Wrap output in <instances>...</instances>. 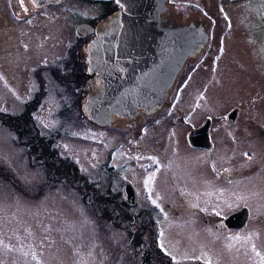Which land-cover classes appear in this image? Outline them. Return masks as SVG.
<instances>
[{"label":"rangeland","instance_id":"1","mask_svg":"<svg viewBox=\"0 0 264 264\" xmlns=\"http://www.w3.org/2000/svg\"><path fill=\"white\" fill-rule=\"evenodd\" d=\"M173 1L202 9L214 25L188 86L146 135L128 143L73 111L66 115L74 118L69 124L57 118L60 93H70L71 85L53 77L69 58L56 45L75 43L74 25L96 12L83 1L60 2L49 24L30 30L4 22L6 0H0V113L7 119L22 113L42 88L28 115L39 142L85 177L84 192L90 186L100 195L120 190L122 199V185L129 182L172 264H264V0ZM60 69L59 75L66 73ZM234 107L230 124L225 116ZM206 117L211 147L199 153L187 146L185 133ZM34 155L0 122V264H145V253L134 254L136 246L123 239L126 226L123 231L102 223L92 212L100 195L96 203L86 193L82 200L65 180L54 181ZM107 166L112 169L106 172ZM242 207L245 226L225 229L223 217Z\"/></svg>","mask_w":264,"mask_h":264},{"label":"water","instance_id":"2","mask_svg":"<svg viewBox=\"0 0 264 264\" xmlns=\"http://www.w3.org/2000/svg\"><path fill=\"white\" fill-rule=\"evenodd\" d=\"M31 1L41 6L59 0ZM111 1L117 10L85 47L86 76L89 83L97 78L99 86L92 87L81 110L95 125L123 131L124 124L134 119L151 121L170 113L177 77L187 64L203 58L213 20L197 9L186 8L185 12L181 5L168 15L166 0ZM86 27L90 28L76 26L75 33ZM237 113L238 109L232 108L225 116L226 122L233 123ZM209 125V118H205L198 127L189 129L187 144L210 148ZM123 191L124 201L133 205L131 185L125 183ZM246 220L247 209L242 207L224 217L222 225L238 230Z\"/></svg>","mask_w":264,"mask_h":264},{"label":"trees","instance_id":"3","mask_svg":"<svg viewBox=\"0 0 264 264\" xmlns=\"http://www.w3.org/2000/svg\"><path fill=\"white\" fill-rule=\"evenodd\" d=\"M72 58L73 60H67L65 62L66 64H70V68L68 69L69 72L71 71V77H73V74H75L82 67L80 65L81 62L74 60V56H72ZM59 69L60 68H57V72L59 71ZM53 75V77H55V79L60 83H69L71 85L70 93H68L67 91H65L63 94L57 92V96H59V93L60 96H62V100L60 101L61 107L57 111V118L69 124L74 119L72 117L66 116L70 113V111H73L78 116L80 114L79 100L81 98V91L83 92L84 81L82 78H78L77 81H71L67 73L65 74L67 78L64 75L59 76L54 72ZM67 79L68 81H66ZM41 94L42 88L39 90V93H37L32 98V100L25 105L23 112L20 114L14 115L7 119L4 113H0L1 124L7 125L8 129H10L14 134L17 135V137L19 138V142L26 145V147L31 152H35L34 158L37 157L39 162H42L40 164L43 165L47 169L45 170L53 176L52 178L54 179V181L59 182L60 180H65L67 185L71 189H73L81 199L86 196L84 195L86 193L88 195H91V197L93 196L94 203H96V197L98 196H96L95 194L100 195L98 188H93V186L89 185L91 188H88V190L86 189V192H84L83 187L85 184V177L77 174V170L75 167H65L59 157L50 152V150L53 151L52 148L48 146V143L45 144L42 138L39 142L35 125L32 121V118H30L28 115L36 106L39 98L41 97ZM75 119L78 122L83 123V120L81 118L75 117ZM27 131L28 133H26ZM105 169V171L107 172L112 168L110 166H107L105 167ZM1 173L2 172L0 171V174ZM13 185L14 187L18 188L20 192L23 191L21 193L25 194L23 186L16 183H13ZM107 192L109 191L106 190V192L104 191L105 194L100 195V199L98 200L99 208H97V206H94L92 208V205H90L92 212L99 214L98 220H102V223H104L105 221L109 222L112 226L119 227L121 229L126 226V229L123 228L125 231L122 229L124 231L123 239L127 240L128 244L130 243L131 245L134 244L136 246L134 248V254L139 252L143 256L145 253V264H162L163 262H165L166 264H172L171 258L167 259V256L160 248L157 238L154 236L155 231H150L147 235H145V231L138 228V225L141 222H136L135 220H133L137 217V215L133 212L128 211V209L134 210L135 207H130V205L125 204L120 197V192L117 194H112L110 192L108 194ZM88 195L85 197V199L88 197ZM132 235L135 236L132 237ZM124 252L126 253L125 249ZM130 260L134 261L131 259V255Z\"/></svg>","mask_w":264,"mask_h":264},{"label":"flooded vegetation","instance_id":"4","mask_svg":"<svg viewBox=\"0 0 264 264\" xmlns=\"http://www.w3.org/2000/svg\"><path fill=\"white\" fill-rule=\"evenodd\" d=\"M60 1L61 0H59V2ZM66 1L67 0H64L63 2L66 3ZM82 1L85 2L86 4L94 5V7H96V9H97L96 12L93 13L92 15H89L83 21H78L74 25V27L72 29V37H74V39L77 40L75 43L73 42L72 44H69L67 42V43H64V44H61V45H56L58 47V49H62L64 51H67L69 57H71L72 53H74L77 56H79L78 59L75 58L74 60H76V61L79 60L80 62L83 61V63L80 64L82 66L81 69L78 70L75 74H73V77H71V75H70L71 71L69 72V69H68V68H70L69 67L70 64L68 63L66 65H61L62 66V71L66 69V73L69 75L71 81H77L78 78H82L83 81H85V73H84L85 72V66H84V62H85L86 58H84V56H86V54H87L85 52V47L88 44V42L90 41V39L92 37H94L96 35V33H98L103 28V23H104L105 19H107L110 15H112V13L117 8L116 3H114L111 0H109V1L82 0ZM82 1L81 0H73V2H78V3H80V2L83 3ZM59 2H57L56 5L36 6V4H34L30 0H26V4L25 5H22V4H24L22 0H6V11H5V17H4L5 20H3V21L4 22H6V21L12 22V24H16L15 27H20L22 25H28L30 30H36L37 27L40 26V25H42V26L44 25L45 26V25L49 24L48 20H47L48 19L47 18L48 15H51V14H53L55 12H59L58 11V9H59L58 6L61 3H63V2H61V3H59ZM177 3H182V2H177ZM164 4H165V6L167 8V14L168 15L169 14L172 15L176 11V7L171 1L166 0ZM182 7H183L182 10H184L185 12H187L186 10L188 8H191L192 11H193V9L196 10V8L194 6H192V4L191 5H181L180 9ZM177 11H178V9H177ZM66 12L67 11H65V9H64L63 12H60L59 17L57 18V20L61 21V19L64 18ZM34 18H36V19H34ZM51 19L54 20V18H51ZM176 23H177V21H176ZM78 24H88L91 27V32H89L85 28V29L79 30L78 34H76L75 31H74L75 30L74 28ZM50 30L52 31V34L55 35V29L50 28ZM68 35H70V34H68ZM42 37H44V35L40 34V38H42ZM57 38H59V37H57ZM54 40H56V38ZM65 45H66V47L64 48ZM60 46H61V48H60ZM197 63H195L193 65L187 64L186 67L178 75L177 80H176V85H175L176 88H175V90H174V92H173V94H172V96L170 98V99H172V106L170 108V111L175 106V101H176V99L178 97V93L181 91V89L184 90L186 85L188 86L189 79L192 77V74H194L193 72H194L195 67L197 66ZM46 68H48V67H46ZM97 86H99V80L97 78H94L92 80V82L86 83V86H85L84 89L88 90V91H91L92 87L97 88ZM168 115L160 116L159 119H157V120L154 119V120H151V121L145 120V119L144 120L134 119L133 121L129 122L128 124L127 123L126 124L123 123L124 126H125L123 131H121V129H119V130L118 129H112V131L116 132L115 134L119 135L118 141H120L119 138L125 137V141L126 142H128V141H132L133 142L134 139L138 140V138H141L142 136L146 135L147 131L149 130L148 127L150 125L156 124V122L159 123L164 118H166ZM145 122H149V123H145ZM190 128H192V127H190ZM185 136H186V133H185ZM185 142H186V138H185ZM186 144H187V142H186ZM187 146L190 149L195 150V151H197L199 153H205L209 149V148L204 149V148H198V147L197 148H192L188 144H187ZM210 147H211V145H210ZM154 164H157V163H154ZM210 170H211V168H210ZM220 177H221V179L222 178L225 179L227 176H226V174L221 173ZM125 182H127V181H125ZM180 183L183 184L182 182H180ZM172 185H174L173 182H172ZM184 186H186V185L183 184V188H184ZM123 187H124V184L122 185V190H123ZM179 189L182 190L183 193L185 194V196H183V198H186L187 196L189 197L190 193H188V191L183 190L182 187H180ZM189 190H191V189H189ZM116 192L119 193L120 190H117ZM133 192H134V189H133ZM123 194H124V191H123ZM130 207H135V210L133 212L137 215V217L134 218L133 220H135L136 222H141L138 225V228H140V230L145 231V235H147L148 232H150V231H156L157 236H158L159 232H158V229H157V225L155 224L154 220L150 218L149 214L146 211H144L143 209L138 207V200H137V197H136L135 193H134V205H132ZM201 221H202L203 224L207 225V222H206L205 218H202ZM213 227L216 228V225L213 226ZM166 256H167V259H170L169 258L170 256H168V255H166ZM164 259H166V258H164ZM162 264H166V263L163 262Z\"/></svg>","mask_w":264,"mask_h":264},{"label":"bare ground","instance_id":"5","mask_svg":"<svg viewBox=\"0 0 264 264\" xmlns=\"http://www.w3.org/2000/svg\"><path fill=\"white\" fill-rule=\"evenodd\" d=\"M31 1V0H30Z\"/></svg>","mask_w":264,"mask_h":264}]
</instances>
